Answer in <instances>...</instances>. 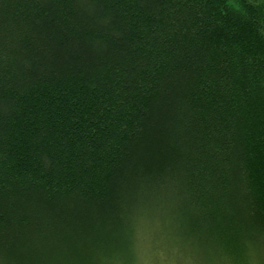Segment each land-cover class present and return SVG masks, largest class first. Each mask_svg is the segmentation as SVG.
Here are the masks:
<instances>
[{
  "label": "trees",
  "instance_id": "1",
  "mask_svg": "<svg viewBox=\"0 0 264 264\" xmlns=\"http://www.w3.org/2000/svg\"><path fill=\"white\" fill-rule=\"evenodd\" d=\"M162 245L264 264V3L0 0V264Z\"/></svg>",
  "mask_w": 264,
  "mask_h": 264
},
{
  "label": "rangeland",
  "instance_id": "2",
  "mask_svg": "<svg viewBox=\"0 0 264 264\" xmlns=\"http://www.w3.org/2000/svg\"><path fill=\"white\" fill-rule=\"evenodd\" d=\"M258 1H261L262 3H264V0H258ZM168 228H169L168 225L166 226L162 223L160 224L158 223L155 229H153L152 227H150L149 229L147 228L146 231L144 232L145 239H147L148 241L155 240L157 242L168 244L170 243V240H171L168 237V234H169ZM165 235H167V237H165ZM167 247L168 246L162 245V248H161L162 252L159 251V253H162V254H159L158 252H156L155 249L153 248L150 249L148 246L150 251L147 255H143V254L139 255V250H141V247L138 246L136 249L134 247L135 252L137 251L136 264H211L210 261L204 260L203 258L201 259L193 258L192 260L187 261L186 259L181 258L177 254L173 253L172 251L167 250Z\"/></svg>",
  "mask_w": 264,
  "mask_h": 264
}]
</instances>
